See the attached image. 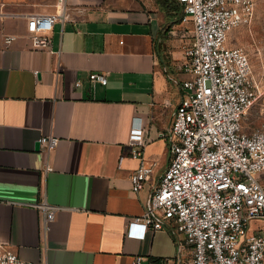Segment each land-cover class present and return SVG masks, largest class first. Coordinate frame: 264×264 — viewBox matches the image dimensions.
I'll use <instances>...</instances> for the list:
<instances>
[{
  "label": "crops",
  "instance_id": "obj_1",
  "mask_svg": "<svg viewBox=\"0 0 264 264\" xmlns=\"http://www.w3.org/2000/svg\"><path fill=\"white\" fill-rule=\"evenodd\" d=\"M57 3L0 0V241L44 264H136L138 256V264H192L190 246L180 250L172 229L126 234L169 164L162 133L171 128L187 77L181 6ZM60 11L66 18L55 21L50 48H35L28 17ZM91 72L107 74V84L91 83ZM134 124L143 126L144 157L155 164L138 192L131 183L139 165L130 154ZM43 135L59 138L49 153L37 148ZM42 200L61 206L46 231L44 213L33 205Z\"/></svg>",
  "mask_w": 264,
  "mask_h": 264
},
{
  "label": "built area",
  "instance_id": "obj_2",
  "mask_svg": "<svg viewBox=\"0 0 264 264\" xmlns=\"http://www.w3.org/2000/svg\"><path fill=\"white\" fill-rule=\"evenodd\" d=\"M177 2L181 21L191 22L193 32L184 49L183 95L170 130L162 133L169 144V164L144 213L129 219L126 234L144 238L148 231L167 227L180 250L190 246L192 264H264V122L249 131L244 127L248 110L264 95V70L257 77L248 51L227 43L233 29L252 22L256 0ZM65 18L63 11L31 14L27 30L33 46L50 48L54 23ZM89 81L107 84V74L91 72ZM58 142L51 135L38 139L44 153ZM145 143L143 126L134 124L129 145L130 154L139 159L131 175L135 192L155 168L145 160ZM33 205L43 211L46 231L61 206L46 200ZM140 260L138 256L135 263ZM0 264L44 263L27 261L0 241Z\"/></svg>",
  "mask_w": 264,
  "mask_h": 264
},
{
  "label": "rangeland",
  "instance_id": "obj_3",
  "mask_svg": "<svg viewBox=\"0 0 264 264\" xmlns=\"http://www.w3.org/2000/svg\"><path fill=\"white\" fill-rule=\"evenodd\" d=\"M183 23L187 24L185 28L188 30L187 40L183 46L184 51L185 46L192 41L193 24ZM227 43L230 46L245 48L249 53L255 75L261 76L264 70V0H256L252 22L233 29ZM262 122H264V95L248 110L244 118V127L249 131Z\"/></svg>",
  "mask_w": 264,
  "mask_h": 264
},
{
  "label": "water",
  "instance_id": "obj_4",
  "mask_svg": "<svg viewBox=\"0 0 264 264\" xmlns=\"http://www.w3.org/2000/svg\"><path fill=\"white\" fill-rule=\"evenodd\" d=\"M37 148L40 149V144H38V147Z\"/></svg>",
  "mask_w": 264,
  "mask_h": 264
},
{
  "label": "trees",
  "instance_id": "obj_5",
  "mask_svg": "<svg viewBox=\"0 0 264 264\" xmlns=\"http://www.w3.org/2000/svg\"><path fill=\"white\" fill-rule=\"evenodd\" d=\"M182 10V9H181ZM181 15H182V13H181Z\"/></svg>",
  "mask_w": 264,
  "mask_h": 264
}]
</instances>
